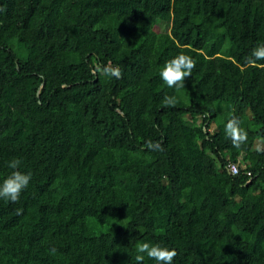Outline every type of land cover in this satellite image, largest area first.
Here are the masks:
<instances>
[{
    "label": "trees",
    "instance_id": "obj_1",
    "mask_svg": "<svg viewBox=\"0 0 264 264\" xmlns=\"http://www.w3.org/2000/svg\"><path fill=\"white\" fill-rule=\"evenodd\" d=\"M260 43L264 0H0V183L14 158L32 174L0 199V264H137L145 242L264 264ZM181 52L196 66L176 90L160 70ZM109 62L122 78L93 72Z\"/></svg>",
    "mask_w": 264,
    "mask_h": 264
},
{
    "label": "clouds",
    "instance_id": "obj_2",
    "mask_svg": "<svg viewBox=\"0 0 264 264\" xmlns=\"http://www.w3.org/2000/svg\"><path fill=\"white\" fill-rule=\"evenodd\" d=\"M258 61H264V43L257 44L247 59V63L253 67L257 66ZM195 66V60L191 56L181 52L166 61L160 70V77L169 88L179 90L185 87V79L191 77ZM93 72H101L102 75L110 78H122L121 69L118 66H113L111 62L103 67L97 64L93 68ZM163 104L166 107H175L177 99L174 95H166L163 99ZM225 132L236 148H239L247 141V132L241 127V121L238 117H232L228 120L225 125ZM147 147L150 150H157L160 145L159 142L154 143L150 140L147 142ZM20 164L21 161L18 158L9 161L8 167L13 169V171L0 183V199L17 202L20 199L21 193L28 187L32 179V174L30 172L23 173L19 171ZM21 213L22 209H17V214ZM52 251L54 252L55 249ZM136 251L137 255L135 260L137 264H143L145 255L155 260L157 264H173L174 258L178 255L175 249L170 250L167 247H162L158 244L153 245L147 242L138 244Z\"/></svg>",
    "mask_w": 264,
    "mask_h": 264
},
{
    "label": "rangeland",
    "instance_id": "obj_3",
    "mask_svg": "<svg viewBox=\"0 0 264 264\" xmlns=\"http://www.w3.org/2000/svg\"><path fill=\"white\" fill-rule=\"evenodd\" d=\"M160 27H161V30H162V31H167V30H168L164 25H163V26L161 25ZM214 129H215V126L212 125V126H211V130H214ZM254 147H257V148H258V147H261V142H260L259 140L256 141Z\"/></svg>",
    "mask_w": 264,
    "mask_h": 264
},
{
    "label": "built area",
    "instance_id": "obj_4",
    "mask_svg": "<svg viewBox=\"0 0 264 264\" xmlns=\"http://www.w3.org/2000/svg\"><path fill=\"white\" fill-rule=\"evenodd\" d=\"M229 171L231 172V174L235 175L238 173V167L235 164H232L229 166ZM248 175H250L248 173Z\"/></svg>",
    "mask_w": 264,
    "mask_h": 264
}]
</instances>
